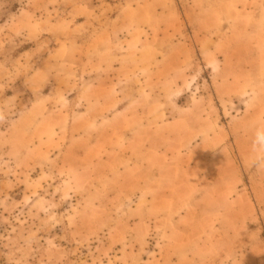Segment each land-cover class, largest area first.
Masks as SVG:
<instances>
[{
  "label": "rangeland",
  "instance_id": "374dc122",
  "mask_svg": "<svg viewBox=\"0 0 264 264\" xmlns=\"http://www.w3.org/2000/svg\"><path fill=\"white\" fill-rule=\"evenodd\" d=\"M0 264H264V0H0Z\"/></svg>",
  "mask_w": 264,
  "mask_h": 264
},
{
  "label": "crops",
  "instance_id": "0c3cea01",
  "mask_svg": "<svg viewBox=\"0 0 264 264\" xmlns=\"http://www.w3.org/2000/svg\"><path fill=\"white\" fill-rule=\"evenodd\" d=\"M232 201H235L234 199Z\"/></svg>",
  "mask_w": 264,
  "mask_h": 264
}]
</instances>
